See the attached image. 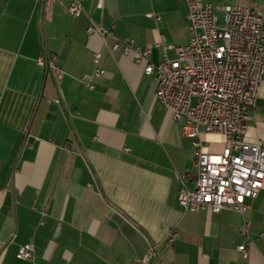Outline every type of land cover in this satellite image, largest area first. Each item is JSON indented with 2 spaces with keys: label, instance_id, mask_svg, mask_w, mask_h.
Masks as SVG:
<instances>
[{
  "label": "crops",
  "instance_id": "obj_1",
  "mask_svg": "<svg viewBox=\"0 0 264 264\" xmlns=\"http://www.w3.org/2000/svg\"><path fill=\"white\" fill-rule=\"evenodd\" d=\"M203 1L219 17L233 5L259 6ZM97 2L73 18L68 0H0V264H30L15 257L28 242L33 264H131L150 246L148 264H264V187L245 215L251 242L243 258L238 214L178 205L181 183H195L192 139L156 102L146 61L109 51L128 39L151 47L158 63L156 44L187 43L184 5L102 0L98 9ZM91 22L104 37L87 34ZM42 57L54 58L59 71L39 65ZM96 68L104 74L87 89ZM201 137L219 152L226 145ZM245 140L264 144V79ZM172 231L178 237L169 244Z\"/></svg>",
  "mask_w": 264,
  "mask_h": 264
},
{
  "label": "built area",
  "instance_id": "obj_2",
  "mask_svg": "<svg viewBox=\"0 0 264 264\" xmlns=\"http://www.w3.org/2000/svg\"><path fill=\"white\" fill-rule=\"evenodd\" d=\"M88 0H68L66 12L77 18L84 12ZM186 9L187 43L180 46L159 43L158 63L150 61L151 47L142 49L132 41H116L110 48L124 54L132 52L146 61L144 74L153 77L155 100L180 124L182 136L192 139L195 183L192 189L181 183L177 203L189 212L209 211L218 214L234 212L241 217L239 234L245 243L237 251L246 258L251 242L249 223L245 218L250 201L264 187V144L245 140L246 123L256 104L259 85L264 79V0L259 6L233 5L221 17L203 0H178ZM98 0L97 8H102ZM88 35L104 37L102 26L92 22ZM100 54L93 57L97 65ZM37 63L59 71L54 58H39ZM104 71L96 68L87 78L85 87L93 89L94 78ZM61 74H57V79ZM202 134L224 138L220 152L205 150ZM264 234H259L261 238ZM178 235L172 231L166 242L172 244ZM2 246L0 245V252ZM155 248L131 264H148ZM264 254V252H262ZM31 242L19 246L16 259L33 264Z\"/></svg>",
  "mask_w": 264,
  "mask_h": 264
},
{
  "label": "rangeland",
  "instance_id": "obj_3",
  "mask_svg": "<svg viewBox=\"0 0 264 264\" xmlns=\"http://www.w3.org/2000/svg\"><path fill=\"white\" fill-rule=\"evenodd\" d=\"M205 141V140H204ZM205 142H207V141H205ZM208 144V147H209V151H211V152H216V151H218V148H219V145L218 144H211L210 142H207ZM210 148L212 149V150H210ZM219 152V151H218Z\"/></svg>",
  "mask_w": 264,
  "mask_h": 264
}]
</instances>
